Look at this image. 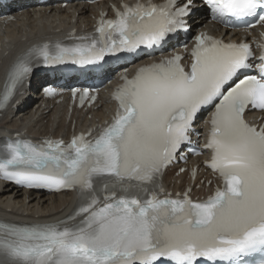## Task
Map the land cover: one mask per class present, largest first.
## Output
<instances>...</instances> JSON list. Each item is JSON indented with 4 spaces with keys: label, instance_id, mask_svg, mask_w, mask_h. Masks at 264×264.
Returning a JSON list of instances; mask_svg holds the SVG:
<instances>
[{
    "label": "snow or ice",
    "instance_id": "obj_1",
    "mask_svg": "<svg viewBox=\"0 0 264 264\" xmlns=\"http://www.w3.org/2000/svg\"><path fill=\"white\" fill-rule=\"evenodd\" d=\"M204 2L214 20L264 26V0ZM192 6L193 0L182 6L177 0L124 3L114 19L101 14L99 37L91 42L34 48L11 70L4 102L32 71V59L85 64L152 49L186 27ZM258 46L259 75H248L256 59L248 43L201 33L187 70L177 54L141 66L131 79L122 76L113 121L94 140L81 134L67 145L8 144L9 156L0 161L4 177L35 188L76 189L81 203L69 219H83L63 228L0 222V264H203L201 258L208 264H264V127L244 118L249 106L264 111V41ZM85 97L87 90L81 103ZM208 108L214 111L204 145L212 153L207 166L222 187L202 202L188 192L172 199L160 177ZM256 254L259 259L251 261Z\"/></svg>",
    "mask_w": 264,
    "mask_h": 264
},
{
    "label": "bare ground",
    "instance_id": "obj_2",
    "mask_svg": "<svg viewBox=\"0 0 264 264\" xmlns=\"http://www.w3.org/2000/svg\"><path fill=\"white\" fill-rule=\"evenodd\" d=\"M62 1L55 5H48L47 8L33 9L18 15L13 24L6 27H0V88L4 83L7 71L15 60L20 56L24 46L28 42L38 39L61 34L66 27L70 26L80 30L82 27L90 26L91 20L89 13H92V7H89L82 1L74 0L66 7H62ZM77 14L78 23H74L72 17ZM193 19L191 22L198 26L205 23V20ZM195 22V23H194ZM205 23L204 27H209ZM225 37L239 38V33L232 32L231 35L223 30L217 31ZM52 80L47 75H40L29 79V87L22 85L9 107L0 117V138L3 134L21 133L30 137H37L47 133L54 136L66 135L69 133L71 121L66 126L63 116V110L58 107H52L48 111L42 108L39 101V95H35V88H43L49 85ZM1 90V89H0ZM49 106V103H47ZM108 104L105 103L97 110H88L91 114L89 120L81 117V112L72 114L74 118H80L81 121L95 122L100 120ZM77 121V128L79 126ZM84 126V125H80ZM198 162V159L195 160ZM164 178L165 185L177 188L176 182L182 179V176L175 178L169 173ZM201 176L208 179L209 174L202 171ZM73 196L71 194H52L43 195L39 193H25L22 190L15 189L13 186L0 182V219L10 222L31 223L36 221H53L65 216L72 208Z\"/></svg>",
    "mask_w": 264,
    "mask_h": 264
}]
</instances>
